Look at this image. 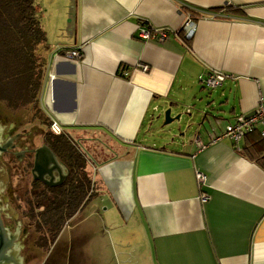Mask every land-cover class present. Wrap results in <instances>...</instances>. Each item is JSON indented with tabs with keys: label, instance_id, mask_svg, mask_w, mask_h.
Here are the masks:
<instances>
[{
	"label": "crops",
	"instance_id": "0c3cea01",
	"mask_svg": "<svg viewBox=\"0 0 264 264\" xmlns=\"http://www.w3.org/2000/svg\"><path fill=\"white\" fill-rule=\"evenodd\" d=\"M36 3L55 76L47 75L41 107L85 156L96 193L67 226L94 200L104 232L123 233L136 264H264V139L224 137L264 104V0ZM188 17L196 33L186 43ZM147 28L170 36L144 40ZM74 50L82 59L59 54ZM213 72L229 77L208 91L200 79ZM205 96L192 138L170 145L153 134L171 103ZM212 109L219 113L204 119Z\"/></svg>",
	"mask_w": 264,
	"mask_h": 264
},
{
	"label": "trees",
	"instance_id": "16d2710c",
	"mask_svg": "<svg viewBox=\"0 0 264 264\" xmlns=\"http://www.w3.org/2000/svg\"><path fill=\"white\" fill-rule=\"evenodd\" d=\"M43 13L36 0H0V109L13 115L33 114L34 120L38 116L50 128L51 122L41 107L50 52ZM257 132L260 134L257 130L247 136ZM47 144L70 170V176L58 188L34 185L40 194L32 197L29 204L36 232L44 234L38 241L42 247L45 240L47 247L55 242L68 221L96 195L86 171L87 160L74 141L49 129Z\"/></svg>",
	"mask_w": 264,
	"mask_h": 264
},
{
	"label": "rangeland",
	"instance_id": "374dc122",
	"mask_svg": "<svg viewBox=\"0 0 264 264\" xmlns=\"http://www.w3.org/2000/svg\"><path fill=\"white\" fill-rule=\"evenodd\" d=\"M43 22V21H42ZM208 90V89H206ZM211 91V90H208ZM205 96L201 99L205 101H200L196 103L188 104V100L181 99V110L182 114L181 119V131L178 132L177 124L175 125H165V113L161 112L156 117H160L162 120L156 118L154 123L153 134H158L161 138L168 139L170 145L173 142L182 140L183 136L185 138H192L194 134V128L187 131L186 123L190 120L193 123H196L197 117L202 118L201 112H204L207 109V104L210 103L207 101ZM215 100L219 101L220 98L218 95H215ZM207 103V104H206ZM191 109L193 115L190 118L188 115V110ZM212 111V110H211ZM166 112V111H165ZM219 112L213 111V114ZM0 116L5 118L8 121H11L17 125V131H22L23 129L29 130L32 126L27 124H33L35 126H41V119L37 116V119L34 120L33 114H26L19 112L15 115L11 113H4L0 109ZM177 117V116H174ZM173 117V118H174ZM23 124V126H21ZM43 126V125H42ZM23 128V129H21ZM47 133L49 127H44ZM30 131V130H29ZM186 133V134H185ZM182 135V136H181ZM43 145V140L40 136L37 135L35 138V148L41 147ZM25 176V182L23 184L22 191L20 192L24 196V190H27V187H31L32 179L29 172ZM15 180V178H14ZM14 186L17 185V181H13ZM19 185H17L18 187ZM21 205L19 207H25L23 200L20 201ZM106 206V205H105ZM104 220V208L96 204V201H92L87 208L81 213V216L71 226H65V231L61 233V236L55 241V244L46 246L48 241L45 240V246L42 247L41 243L36 241L38 236L29 235V240L26 242H19L23 245L24 250H22L20 256L29 260L28 264H136L135 258L132 256V242L128 241L123 237L113 236L111 227H106L109 233L104 232L102 221ZM63 228V229H64ZM111 231V232H110ZM35 240V241H34ZM143 264V263H141Z\"/></svg>",
	"mask_w": 264,
	"mask_h": 264
},
{
	"label": "flooded vegetation",
	"instance_id": "af4514ba",
	"mask_svg": "<svg viewBox=\"0 0 264 264\" xmlns=\"http://www.w3.org/2000/svg\"><path fill=\"white\" fill-rule=\"evenodd\" d=\"M33 124H27L32 126L29 129L30 131L23 128H21L23 129L22 131H17L18 127L15 123L0 116V223L2 226V229H0V241L4 238L9 244L12 243L8 254L11 257V261L10 263L4 262L3 264H28L29 260H25L20 256L24 248L19 242H26L27 239L29 240L30 234L38 236L36 241H39V239L44 236L43 233L38 234L36 232V219L31 215V206L29 202L32 197L40 194L39 191L35 190V184L40 185V188H49L44 183L35 181L32 175L35 160L34 151L37 149L34 147L35 138L37 135L40 136L43 140V145H48V133L46 129L43 128V126L45 127L46 125L41 124V126H35ZM21 126H23V124ZM49 129L52 132L51 125ZM58 159L63 163L59 157ZM63 165L66 167V170L70 172L64 163ZM27 172L31 175L32 185L31 187H27V190H24L23 196L20 192L25 182V176L28 175ZM69 176L70 173L68 177ZM14 178L17 181V185H19L18 187L17 185L14 186ZM22 200L25 207H19L18 209L17 204L21 205L20 201ZM70 221H68L66 225H69ZM52 244L54 245L55 242Z\"/></svg>",
	"mask_w": 264,
	"mask_h": 264
},
{
	"label": "built area",
	"instance_id": "2783aa9c",
	"mask_svg": "<svg viewBox=\"0 0 264 264\" xmlns=\"http://www.w3.org/2000/svg\"><path fill=\"white\" fill-rule=\"evenodd\" d=\"M180 32L184 36V41H189L194 37L196 26L191 17H188ZM169 36L170 31L153 28L144 29L141 33V38L144 40L156 38L160 41H165ZM64 56L70 60H80L83 57L81 52L76 50L66 51ZM147 70V67L142 68V71ZM49 77L51 81L55 79L54 75H49ZM228 77L229 76L223 73L213 72L206 78H201L200 82L204 88L208 90H216L224 85ZM51 130L55 135L63 134L62 129L56 122L51 124ZM257 130L260 132L262 138H264V104H260L254 115H241L232 124L228 125L224 137H227L235 144H239L248 134ZM199 145L200 147H203L200 142ZM197 180L200 184H203L206 181V176L201 172H197ZM208 200L209 197L204 196V202H207Z\"/></svg>",
	"mask_w": 264,
	"mask_h": 264
},
{
	"label": "water",
	"instance_id": "95a60500",
	"mask_svg": "<svg viewBox=\"0 0 264 264\" xmlns=\"http://www.w3.org/2000/svg\"><path fill=\"white\" fill-rule=\"evenodd\" d=\"M204 88V87H203ZM206 89V88H205ZM213 91V90H211ZM181 106L180 103H171L169 105V108L166 110L165 113V125H175L177 124V130L178 132L181 131V119L182 114L177 115V117H174L173 111L175 109H178ZM209 106V105H208ZM213 110L211 113L204 114V119L208 118V114L213 116ZM189 117L191 118L193 113L188 111ZM254 113L248 115H254ZM174 117V118H173ZM160 117H158L159 119ZM221 119L216 118L215 119V125L220 126L221 125ZM187 131L193 129L195 126H201L202 124H195L191 122L190 120L186 123ZM186 134V133H185ZM182 136V135H181ZM35 154V160H34V167L32 170V175L34 177L35 181H40L44 183L49 188H56L59 186H62L64 182L66 181L69 171L66 170V167L61 163L57 157V155L53 152V150L48 145H43L39 148H37L34 151ZM66 171V172H65ZM0 229H2L1 223H0ZM12 243H8L6 239H1L0 241V264L10 263L11 257L9 254V248H11Z\"/></svg>",
	"mask_w": 264,
	"mask_h": 264
},
{
	"label": "bare ground",
	"instance_id": "6f19581e",
	"mask_svg": "<svg viewBox=\"0 0 264 264\" xmlns=\"http://www.w3.org/2000/svg\"><path fill=\"white\" fill-rule=\"evenodd\" d=\"M0 130H1V128H0Z\"/></svg>",
	"mask_w": 264,
	"mask_h": 264
}]
</instances>
